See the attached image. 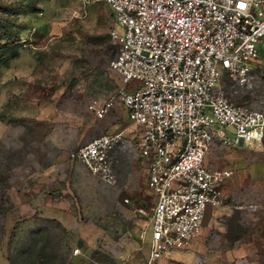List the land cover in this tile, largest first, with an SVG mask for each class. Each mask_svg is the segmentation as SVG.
Returning <instances> with one entry per match:
<instances>
[{"label":"rangeland","instance_id":"1","mask_svg":"<svg viewBox=\"0 0 264 264\" xmlns=\"http://www.w3.org/2000/svg\"><path fill=\"white\" fill-rule=\"evenodd\" d=\"M114 26L101 1L0 0V264L147 257L153 198L145 164L120 151L116 183L107 185L71 156L103 134L132 141L138 134L118 102L103 119L92 110L120 86L110 66ZM257 48L264 69V39ZM225 91L236 103L260 94ZM207 160L233 170L223 204L198 240L161 264H264V140L257 148L217 147Z\"/></svg>","mask_w":264,"mask_h":264},{"label":"built area","instance_id":"2","mask_svg":"<svg viewBox=\"0 0 264 264\" xmlns=\"http://www.w3.org/2000/svg\"><path fill=\"white\" fill-rule=\"evenodd\" d=\"M96 1L113 13L110 66L120 86L92 110L103 119L118 102L138 134L134 141L103 134L71 156L107 185L116 183L120 151L145 164L153 209L142 264H161L198 240L207 210L223 204L233 170L206 164L212 146L251 148L264 140V78L255 66L264 0ZM225 88L260 94L255 103H236Z\"/></svg>","mask_w":264,"mask_h":264},{"label":"crops","instance_id":"3","mask_svg":"<svg viewBox=\"0 0 264 264\" xmlns=\"http://www.w3.org/2000/svg\"><path fill=\"white\" fill-rule=\"evenodd\" d=\"M255 66H256V70L257 71H261V70H263V68H261L260 67V65L258 64V62H257V64H255ZM263 143V142H262ZM217 147H221V146H219L218 144H214L213 146H212V148H211V150L208 152V154H207V157H206V164L208 165V166H210L211 168H216V167H214V166H212L209 162H208V160H207V158H208V155L210 154V153H212L213 152V150L215 149V148H217ZM257 148V147H256ZM225 149V148H224ZM229 149H231V150H235V149H241V148H229ZM220 169V168H219ZM224 169H226V168H224ZM233 177V176H232ZM231 177V178H232ZM230 178V179H231ZM217 208H214V210H210V209H208L207 210V214H206V216H205V220H204V222H203V229H204V223L206 222V220H207V218L210 216V215H212L214 212H215V210H216ZM203 232V231H202ZM195 242V241H194ZM194 242H192V243H194ZM191 243V244H192ZM173 252V251H172ZM171 252V253H172ZM168 257V256H167ZM167 257H165V258H163L162 260H161V262L160 263H162V261L164 260V259H166Z\"/></svg>","mask_w":264,"mask_h":264},{"label":"snow or ice","instance_id":"4","mask_svg":"<svg viewBox=\"0 0 264 264\" xmlns=\"http://www.w3.org/2000/svg\"><path fill=\"white\" fill-rule=\"evenodd\" d=\"M241 7H243V5H241Z\"/></svg>","mask_w":264,"mask_h":264}]
</instances>
